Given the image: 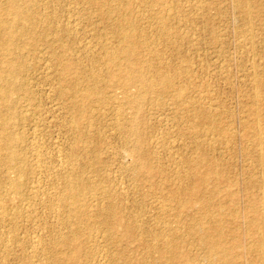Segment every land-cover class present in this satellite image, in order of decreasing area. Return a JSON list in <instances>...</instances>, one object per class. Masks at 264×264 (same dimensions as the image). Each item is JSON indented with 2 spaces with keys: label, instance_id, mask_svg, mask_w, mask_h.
<instances>
[{
  "label": "rangeland",
  "instance_id": "obj_1",
  "mask_svg": "<svg viewBox=\"0 0 264 264\" xmlns=\"http://www.w3.org/2000/svg\"><path fill=\"white\" fill-rule=\"evenodd\" d=\"M0 13V19L5 17L14 24L8 29L13 38L16 36L13 40L18 47L13 48L20 53L13 49L17 55L11 50L13 56L0 46L4 49L0 50V70L8 68L9 62L21 65L15 73L16 83L0 81L1 96L5 93L9 99L3 106L0 103V121H7L6 126L0 122V131L5 135L6 128L7 133L15 134L17 143L11 147L12 151L16 148L13 156L20 157L6 161V140L0 132V201L5 206L0 212V243H4L0 245V264L224 263L215 258L217 255H208L205 247L204 234L210 236L216 228L222 229L224 235L219 241L228 247L225 253L229 256L224 255L229 261L224 264L260 263L264 167L258 164L257 154L264 149V0H0ZM115 22L133 25L127 29L136 37L132 46L136 55L140 52L138 56H144L143 62L140 57H126L129 47L120 38V31L113 28ZM114 47L127 50L118 52L110 62L106 50ZM117 56L122 61L117 62ZM133 62L141 65L131 74L132 79L144 73V86L137 78L126 89L122 84L126 68H122V77L120 72L114 79L108 77L109 71L119 66L128 69ZM68 63L71 70H66ZM68 71L79 79L80 87L72 94L62 89L74 78ZM164 75L174 84L169 92L159 91L161 85L156 83ZM152 81L155 90L147 92L146 82ZM84 82L88 84H81ZM84 88H94L97 93L93 96L99 98L90 100L91 95L75 110L71 103L79 101L78 94L84 93ZM177 89H181L178 95L183 100L176 97ZM128 101H134L132 107ZM251 111L260 117L261 132H255V112ZM218 131L222 135H217ZM257 135H261V143L255 142ZM126 147H132V152ZM17 161H22L21 165ZM204 173L208 178L204 179ZM67 176L71 180L77 177L84 184L78 194L80 200L77 198L87 212L83 220L70 211L69 204L56 200L66 191L63 178ZM38 179L42 182L37 183ZM12 183L20 187L15 190ZM9 196L17 201V209L9 203ZM8 218L14 219L13 224ZM167 241L179 248L180 258L168 259Z\"/></svg>",
  "mask_w": 264,
  "mask_h": 264
},
{
  "label": "bare ground",
  "instance_id": "obj_2",
  "mask_svg": "<svg viewBox=\"0 0 264 264\" xmlns=\"http://www.w3.org/2000/svg\"><path fill=\"white\" fill-rule=\"evenodd\" d=\"M247 2H248V1H247ZM126 3H127V2H126ZM126 3H125V4H126ZM245 3H246V1H245ZM125 6H126V5H125ZM127 6H128V3H127ZM124 8H125V7H124ZM115 10L117 11V9H115ZM2 11H3V10H2ZM4 13H5V12H4ZM115 13H116V12H115ZM0 14H1V13H0ZM1 15H2V14H1ZM6 15H7V14H6ZM4 16H5V15H4ZM24 19H25V18H24ZM22 20H23V19H22ZM115 23H116V22H115ZM23 24H24V23H23ZM10 25H12V22H9V20L6 19L5 17L0 19V46L5 47L6 52H8L9 54H12V52H13V54L16 55V54H17V48H16V47L13 48L14 46H17V43H15L14 40H13V39L16 38V36H15V38H13L12 36H13L14 34H12L11 30H9V29L12 28V26L14 27V24L11 26V28H10ZM25 26H26V25H25ZM29 26H30V25H29ZM130 26L133 27V25H131V24H125L124 22H123V23L118 22V23H116L115 26L113 27V28H117V30L120 31V32H119V34H121V35H120V38L122 37V40L126 43L125 46H127V49H128V47H129V49H128L127 52L125 51L126 48H125V49H121V48H123V47H121V48H117V49L114 47L115 50H111V49H110L111 51H107L108 49H107V50L105 49V50H106V56L109 58V60H112V61H110V62H113V60H114V58L116 57V54H118V52L122 53L123 51L126 52V55H127L126 57H127V58H129V57L132 56V57H135L134 59H138V58L140 57V56H138V54H140V52H138V54L136 55V52H135L136 50L133 48L134 44L136 45V42H137V41L135 42L134 38L136 39V37H133V36H132V32L129 31V30L127 29V28H130ZM21 27H22V26H21ZM8 28H9V29H8ZM18 28H20V27H18ZM23 28H24V27H22V30H21V29H20V30L23 31ZM15 29H16V28H15ZM115 30H116V29H115ZM12 31L16 32L15 30H12ZM17 31H18V34H19L20 31H19V30H17ZM26 31H27V30H26ZM115 32H116V31H115ZM166 32L168 33V31H166ZM166 32H165V33H166ZM21 33H22V32H21ZM165 33H164V36H165ZM29 34H30V32H29ZM117 34H118V33H117ZM117 34H116V36H117ZM168 34H169V33H168ZM11 35H12V36H11ZM26 35H27V34H26ZM33 35H34V34H33ZM169 35H170V34H169ZM18 36H19V35H18ZM34 36H35V35H34ZM167 36H168V35H167ZM170 36H171V35H170ZM2 37H3V38H2ZM25 37H27V36H25ZM118 37H119V36H118ZM160 37H162V36H160ZM145 38H146V37H145ZM165 38H166V37H165ZM170 38H171V37H170ZM16 39H17V38H16ZM20 39H21V38H20ZM139 39H140V38H139ZM139 39H138V42L141 43V42L139 41ZM167 39H168V38H167ZM18 40H19V37H18ZM24 40H25V39H24ZM24 40H23V41H24ZM119 40H120V39H119ZM158 40H159V39H158ZM169 40H170V39H169ZM31 41H33V39H32ZM142 41H143V40H142ZM166 41H167V40H166ZM16 42H17V41H16ZM25 42H26V40H25ZM143 42H144V41H143ZM18 43H19V41H18ZM27 43H28V42H27ZM37 43H38V42H37ZM119 43H120V42H119ZM139 43H137V44H139ZM145 43H146V42H145ZM3 44H4V45L6 44V45H7V48H6V46H3ZM148 44H149V43H148ZM119 45H120V44H119ZM119 45H118V46H119ZM121 45H123V44H121ZM128 45H130V46H128ZM132 45H133V46H132ZM118 46H117V47H118ZM139 46H140V45H139ZM141 46H142V45H141ZM141 46H140V47H141ZM17 47H18V46H17ZM143 47H144V45H143ZM143 47H141V48H143ZM146 47H147V46H146V44H145V48H146ZM21 48H22V47H21ZM135 48H136V47H135ZM13 49H15L16 51L13 50ZM112 49H113V48H112ZM127 49H126V50H127ZM0 50H2V49H0ZM3 50H4V49H3ZM3 50H2V51H3ZM11 50H12V52H11ZM140 50H141V49H140ZM140 50H139V51H140ZM142 50H143V49H142ZM14 51H15L16 54L14 53ZM156 51H157V50H156ZM18 52H19V51H18ZM125 52L123 53V55L125 54ZM152 52H153V51H152ZM152 52H151V53H152ZM141 53H142V52H141ZM2 54H3V52H2ZM5 54H6V53H5ZM5 54H4V55H5ZM13 54H12V55H13ZM18 54L20 55V53H18ZM18 54H17V55H18ZM7 55H8V54H7ZM14 55H13V56H14ZM17 55H16V56H17ZM120 55L122 56V54H120ZM142 55H143V54H142ZM145 55H147V54H145ZM5 56H6V55H5ZM13 56H12V57H13ZM21 56H22V55H21ZM21 56H20V58H21ZM124 56H125V55H124ZM137 56H138V57H137ZM8 57L11 58L10 56H8ZM118 57H119V56H117V62L119 61V60H118ZM136 57H137V58H136ZM146 57H147V56H146ZM1 58H3V57H1ZM13 58H14V57H13ZM56 58H57V57H56ZM103 58H105V57H103ZM108 58H106V60H108ZM140 58H141V57H140ZM142 58H144V56H143ZM142 58L139 59V60L142 61ZM151 58H153V56H152ZM7 59H8V58H7ZM121 59H122V57H121ZM4 60H5V59H4ZM17 60H18V59H17ZM104 60H105V59H104ZM104 60H103V61H104ZM123 60H124V58H123ZM139 60H135V61H139ZM148 60H150V58H149ZM9 61H10V59H9ZM9 61H6V63L9 62ZM120 61H122V60H120ZM120 61H119V62H120ZM127 61H128V60H127ZM133 61H134V60H133ZM141 61H140V62H141ZM1 62H2V61H1ZM15 62H16V61H15ZM15 62H9V63H7V64L9 65L8 68H5V70H3V69L0 70V81H4V80H6V81H10V80H11V82H12V80H13V81L16 83V80H14V79H15V75H16L15 73H17V72L20 70V68H21L20 66H21V65L18 64V65L16 66L17 63H15ZM107 62H108V61H107ZM117 62L114 61L113 64H115V63H117ZM129 62H130V61H129ZM129 62H128V63H129ZM140 62H139V63H140ZM142 62H143V61H142ZM147 62H148V61H147ZM151 62H152V61H151ZM4 63H5V61H4ZM139 63H138V66H139ZM152 63H153V62H152ZM2 64H3V63H2ZM14 64H15V66H14ZM105 64H106V63H105ZM108 64H109V62H108ZM110 64H111V63H110ZM113 64L111 65V67L113 66ZM117 64H118V63H117ZM149 64H151V63H149ZM4 65H5V64H4ZM19 65H20V66H19ZM115 65H116V64H115ZM115 65H114V66H115ZM120 65H121V63H120ZM140 65H141V63H140ZM142 65H144V63H142ZM151 65H153V64H151ZM151 65H150V66H151ZM67 66L69 67V66H72V65H70L69 63L66 65V70H68V69L71 70L70 68H72V67H69V68H68ZM105 66H106V65H105ZM105 66H104V67H105ZM109 66H110V65H109ZM138 66H137V63H134V62H133L132 64H130V65L128 66V69H127V66H124V67H123V66H119V67H118V66H115V68H117V67H118V68H117L116 70L114 69L113 71L111 70L112 68H111V69L109 68V70H111V71L108 72V75H109L108 77H110V79H111V78L114 79V78H115L117 75H119V74H120V76H121V74H122V68H126V69H123V71H124L123 73H126V80L124 79V82H123L122 84H124V87H126V89H127V84H128L129 82H131V80H133L131 74H133V73H137V67H138ZM146 66H147V65H146ZM148 66H149V65H148ZM148 66H147V67H148ZM6 67H7V66H6ZM64 67H65V66H64ZM64 67H63V65H62L61 68H64ZM143 67H144V66H143ZM147 67H146V68H147ZM3 68H4V66H3ZM139 68H140V67H139ZM139 68H138V69H139ZM141 68H142V66H141ZM141 68H140V69H141ZM151 68H152V67H151ZM154 68H155V67H154ZM158 68H159V67H158ZM102 69H103V68H102ZM140 69H139V71H142V70H143V69H142V70H140ZM148 69H149V68H148ZM155 69H157V68H155ZM22 70H23V69H22ZM62 70H63V69H62ZM62 70H61V71H62ZM149 70H153V69H149ZM186 70H187V69H186ZM100 71L103 72V70H100ZM130 71H131L132 73H131ZM68 72H69V71H68ZM70 72H71V74H70V75H71V78L74 77L75 75H77V74H75V72H74L75 75L73 74L74 76H72V71H70ZM70 72H69V73H70ZM119 72H120V73H119ZM129 72H130V73H129ZM149 72H152V71H149ZM153 72H154V71H153ZM159 72H160V71H159ZM159 72H158V73H159ZM176 72H177V71H176ZM255 72H256V71H255ZM60 73H61V72H60ZM62 73H63V72H62ZM100 73H101V72H100ZM103 73H104V72H103ZM118 73H119V74H118ZM147 73H148V71H147ZM156 73H157V72H156ZM158 73H157V75H158ZM160 73H161V72H160ZM179 73H180V72H179ZM179 73H178V74H179ZM185 73H186V72H185ZM18 74H19V73H18ZM23 74H24V73H23ZM66 74H67V73H66ZM94 74H95V73H94ZM138 74H139V75H138L139 77H137V78H140V79H138V81L140 80V82H138V84H139V83H141V82L144 80V76H143L144 73L142 74V73L140 72V73H138ZM64 75H65V74H64ZM64 75H63V76H64ZM95 75H98V73H96ZM100 75H101V74H100ZM100 75H99V77H100ZM122 75H123V74H122ZM124 75H125V74H124ZM153 75H154V74H153ZM155 75H156V74H155ZM159 75H161V74H159ZM167 75H168V74H167ZM77 76H78V75H77ZM93 76H94V75H93ZM120 76H119V77H120ZM161 76H162V75H161ZM168 76H169V75H168ZM168 76H165V75H164L163 77H159V81H160V82L155 78V79L158 81V82H156V83L158 84V86H159V84L161 85V86H160L161 90H159V91L169 92V89L171 90V89L173 88V85H174V84H173V82H171V80H170V78H169ZM113 77H114V78H113ZM119 77H118V78H119ZM121 77H122V76H121ZM146 77H147V74H146ZM146 77H145V78H146ZM179 77H181V76H179ZM74 78H75V77H74ZM74 78L71 79L72 81L70 82V84H69L70 86H69V87H66L65 89L62 88L63 91H65L66 93H67V92H68V93H71V94L76 92V88H78L77 86H79V85H78V82H77L79 79H78V77H76V78H75L76 80H73ZM118 78H117V79H118ZM123 78H124V76H123ZM137 78H135L136 81H137ZM157 78H158V77H157ZM61 79H62V78H61ZM77 79H78V80H77ZM80 79L82 80V78H80ZM95 79H96V78H95ZM107 79H109V78H107ZM121 79H122V78H121ZM121 79H120V81L122 82L123 79H122V80H121ZM179 79H180V78H179ZM65 80H66V82H68L66 78H65ZM68 80H69V79H68ZM135 80H133V81L135 82ZM156 80H154V81H156ZM93 81H94V80H93ZM109 81H110V80H108V82H109ZM118 81H119V80H118ZM154 81H152L153 83H148V82H146L145 88H148V89H147V92H148V91H152V92H154V90H155V89L153 90ZM17 82H18V81H17ZM88 82H89V81H88ZM121 82H120V84H121ZM1 83H2V82H1ZM4 83H5V82H4ZM9 83H10V82H9ZM15 83H14V84H15ZM19 83H20V82H19ZM110 83H112V82H110ZM117 83H118V82H117ZM183 83H184V82H183ZM17 84H18V83H17ZM20 84H21V83H20ZM66 84H67V83H66ZM79 84H80V83H79ZM81 84H86V82L81 83ZM87 84H88V83H87ZM87 84H86V85H87ZM108 84H109V83H108ZM115 84H116V82H115ZM115 84H114V85H115ZM143 84H145L144 81H143V83H142L141 85H143ZM157 84H156V85H157ZM21 85H22V84H21ZM21 85H20V86H21ZM112 85H113V84H112ZM141 85H140V87H141ZM156 85H155V86H156ZM65 86H68V85H65ZM65 86H64V87H65ZM81 86L83 87L84 85H81ZM121 86H122V85H121ZM129 86H130V85H129ZM143 86H144V85H143ZM158 86H157V87H158ZM8 87H9V86H8ZM8 87H7L6 89H8ZM60 87H61V86H60ZM79 87H80V86H79ZM86 87H87V86H86ZM93 87L95 88V86H93ZM109 87H110V85H109ZM140 87H139V88H140ZM174 87H176V86H174ZM4 88H5V85H4ZM4 88H3V86H2V89H4ZM11 88L13 89L14 87L11 86ZM25 88H26V87H25ZM94 88H84V89H86V90L84 91V93H80V92H79L80 94H78V97L76 96L77 98H79V101H77V100L75 101V100H74V102L71 103V104L73 105L72 107H74L75 110H77L78 108L80 109V107L82 106V103H84L85 101L89 100V98L91 97V95L93 96L94 92H96V90H95ZM128 88H129V87H128ZM143 88H144V87H143ZM143 88L141 87V89H143ZM155 88H156V87H155ZM176 88H177V87H176ZM178 88H180V87L178 86ZM17 89H18V88H17ZM17 89H16V90H17ZM96 89H97V88H96ZM122 89H123V86H122ZM122 89H121V90H122ZM126 89H125V91H126ZM158 89H159V87H158ZM8 90H9V89H8ZM8 90H7V91H8ZM18 90H19V89H18ZM18 90H17V91H18ZM77 90H78V89H77ZM79 90H80V89H79ZM97 90H98V89H97ZM172 90H173V89H172ZM23 91H24V90H23ZM61 91H62V90H61ZM61 91H60V92H61ZM122 91H124V90H122ZM142 91H143V90H142ZM142 91H141V92H142ZM145 91H146V90H145ZM156 91H157V90H156ZM180 91H181V89H180V90L177 89V91H175V92L173 91V92L175 93V95H176V94L178 95V93H180ZM4 92H5V91H4ZM8 92L10 93V91H8ZM11 92H12V90H11ZM81 92H82V91H81ZM147 92H145V93H147ZM157 92H158V91H157ZM2 93H3V92H2ZM96 93H97V92H96ZM129 93H130V92H129ZM174 93H173V94H174ZM6 94H8V93L6 92ZM60 94H61V93H60ZM76 94H77V93H76ZM76 94H75V95H76ZM123 94H124V93H123ZM137 94H140V95H141V93H139V91H138ZM137 94H136V95H137ZM148 94H149V93H148ZM170 94H171V91H170ZM181 94H182V93H181ZM255 94H256V93H255ZM75 95H74V96H75ZM98 95H99V94H98ZM100 95H101V94H100ZM128 95H129V94H127V95H125V96L127 97ZM131 95H134V94H131ZM131 95H130V96H131ZM140 95H138L137 97L139 98ZM155 95H156V94H155ZM177 95H176V97H177ZM182 95H183V94H182ZM256 95H258V94H256ZM7 96H8V95L5 96V93L2 94V96H1V94H0V100H1L0 103H2V106H3V104H5L6 101L8 102V100H9V99L7 100ZM28 96H29V95H28ZM72 96H73V95H72ZM74 96H73V97H74ZM157 96H158V95H157ZM171 96H172V95H171ZM178 96H179V95H178ZM73 97H72V98H73ZM93 97H94V98H93ZM93 97H92L90 100L94 99V100L96 101V99H97L98 96H97V97L93 96ZM100 97H101V96H100ZM133 97H135V96H133ZM153 97H154V96H153ZM95 98H96V99H95ZM98 98H99V97H98ZM128 98H129V97H128ZM128 98H127V99H128ZM171 98H173V97H171ZM179 98H180V96H179ZM181 98H182V97H181ZM181 98H180V99H181ZM183 98H184V97H183ZM183 98H182V100H183ZM73 99H74V98H73ZM130 99H132V97H130ZM134 99H136V97H135ZM180 99H178V100L180 101ZM185 99H186V98H185ZM185 99H184V100H185ZM206 99H207V97H206ZM257 99H258V98H257ZM102 100H103V98H102L101 100L99 99V102H101ZM10 101H11V100H10ZM126 101H127V100H126ZM134 101H136V100H134ZM134 101H133V102H134ZM175 101H177V100H175ZM175 101H174V102H175ZM97 102H98V101H97ZM104 102H106V101H104ZM123 102H124V101H123ZM128 102H129V101H128ZM133 102H131V103L133 104ZM180 102H181V101H180ZM198 102H199V101H198ZM88 103H89V101H88ZM178 103H179V102H178ZM182 103H183V102H182ZM200 103H201V102H200ZM207 103H208V102H207ZM209 103H210V102H209ZM255 103H256V102H255ZM6 104H7V103H6ZM8 104H9V103H8ZM129 104H130V102H129ZM132 104H130V106H131ZM203 104H204V103H203ZM28 105H29V104H28ZM84 105H85V103H84ZM87 105H88V104H87ZM200 105H202V104H200ZM207 105H208V104H207ZM207 105H206V107H207ZM2 106H1V109H2ZM9 106H10V105H9ZM135 106H137V105L135 104ZM135 106H134V107H135ZM34 107H35V106H34ZM82 107H83V106H82ZM131 107H132V106H131ZM204 107H205V105L203 106V108H204ZM208 107H210V106H208ZM255 107H256V106H255ZM4 108H6L5 105H4ZM74 108H73V109H74ZM203 108H202V109H203ZM1 109H0V113H1ZM33 109H34V108H33ZM3 110H4V109H3ZM3 110H2V111H3ZM11 110H12V109H11ZM136 110H137V109H136ZM204 110H205V109H204ZM4 111H5V110H4ZM206 111H207V110H206ZM117 112H118V110H117ZM253 112H255V113H254V116H255L254 121H256V123H255V122H253V123H255V125H256V128H255V132H256V131H259L260 128H261L262 126H260V124H259V123H260V120H258L260 117L256 114V111H251L252 114H253ZM9 113H10V112H9ZM119 113H121V112H119ZM4 114H5V113H4ZM4 114H1V115L5 116ZM121 114H122V113H121ZM121 114H120V115H121ZM207 114H208V112H207ZM258 114H259V113H258ZM211 116H212V114H211ZM214 116H215V115H214ZM214 116H213V117H214ZM250 116H252V115H250ZM204 117H205V116H204ZM258 117H259V118H258ZM0 118H1V117H0ZM116 118H117V117H116ZM205 118H206V117H205ZM210 118H211V117H210ZM9 120H10V119H9ZM34 120H35V119H34ZM251 121H252V120H251ZM0 122L4 123L5 126H6L7 121H6L5 118H3L2 121H0ZM128 122H129V121H128ZM128 122L126 123L127 125H128ZM133 122H134V121H133ZM193 122H194V121H193ZM8 123H9V122H8ZM76 123H78V122H76ZM119 123H120V122H119ZM211 123H212V122H211ZM253 123H252V124H253ZM11 124H12V123H11ZM37 124H38V123H37ZM117 124H118V123H117ZM131 124H132V122H131ZM131 124H130V125H131ZM133 124H135V123H133ZM252 124H251V125H252ZM115 125H116V124H115ZM127 125H126V126H127ZM0 126H2V124H0ZM5 126H3V127H5ZM126 126H125V127H126ZM134 126H135V125H134ZM134 126L131 125V127H134ZM214 126H215V125H214ZM252 126H253V125H252ZM3 127H2V128H3ZM8 127H9V125H8ZM8 127H7V128H8ZM119 127H121V126H119ZM128 127H129V126H128ZM122 128H124V127H122ZM129 128H130V127H129ZM129 128H128V129H129ZM139 128H140V127H139ZM0 129H1V128H0ZM3 129H4V128H3ZM5 129H6V128H5ZM5 129H4V133H5V135L2 133V130H1L0 132L4 135V136H2V137H4V139L7 141V142L5 141L6 145H5V144L3 145V144L1 143L3 146H5L4 148L7 149L8 154L5 152V153L7 154V156H5V159H6V161H7L8 158H9V160H10V157H13V158L15 157V156H13V155H15V154H13V153H14V151H15L16 148L14 149V151H12L13 148L11 147V146H12L11 144H13L14 141H15V143H17V142H16L17 138L14 136L15 134H14V135H11L10 133H7V132L5 131ZM8 129H9V128H8ZM117 129H118V127H117ZM120 129H121V128H120ZM124 129H125V128H124ZM128 129L126 128V130H128ZM134 129H135V128H134ZM136 129H137V128H136ZM216 129H217V128H216ZM218 129H219V128H218ZM222 129H223V128H222ZM252 129H253V128H252ZM122 130H123V129H122ZM219 130H220V129H219ZM224 130H226V129H223V132H224ZM9 131H10V130H9ZM9 131H8V132H9ZM124 131H125V130H124ZM130 131H133V130H130ZM134 131H135V130H134ZM210 131H211V130H210ZM221 131H222V130H221ZM221 131H220V132H221ZM252 131H253V130H252ZM128 132H129V131H128ZM138 132H139V130H138ZM138 132H137V133H134V135H137ZM214 132L217 133L216 130H215ZM259 132H261V131H259ZM14 133H15V132H14ZM132 133H133V132H132ZM218 133H219V131H218ZM253 133H254V131H253ZM2 134H1V135H2ZM254 134H256V133H254ZM18 135H19V134H18ZM217 135H222V133H221V134L219 133V134H217ZM19 136H20V135H19ZM129 136H130V135H129ZM139 136H140V135H139ZM2 137H1V138H2ZM17 137H18V136H17ZM135 137H136V136H135ZM137 137H138V136H137ZM220 137H221V136H220ZM222 137H223V136H222ZM222 137H221V138H222ZM20 138H22V137H20ZM32 138H33V137H32ZM34 138H35V137H34ZM36 138H37V137H36ZM226 138H227V137H225L224 139H226ZM4 139H2V141H3ZM134 139H135V138H134ZM30 140H31V139H30ZM254 140H255V142H259V143H261V142H262L261 135H257L256 138H255ZM21 141H22V140H21ZM35 141H36V140H35ZM0 142H1V141H0ZM33 142H34V141H33ZM38 142H39V141H38ZM28 143L30 144L31 142H28ZM28 143H27V144H28ZM35 143H36V142H35ZM22 144H23V143H22ZM29 144H28V145H29ZM36 144H38V143H36ZM36 144H35V145H36ZM13 145H14V144H13ZM31 145H32V144H31ZM256 145H257V144H256ZM260 145H261V144H260ZM3 146H1V147L3 148ZM6 146H8V148H7ZM24 146H25V145H24ZM26 146H27V145H26ZM32 146H33V145H32ZM39 146H40V145H39ZM126 146H127V145H126ZM1 147H0V148H1ZM30 147H31V146H30ZM36 147L39 148L38 146H36ZM128 147H129V146H128ZM128 147H126V149L128 150V152H132V150H131L132 147L129 148L131 151H129ZM261 147H262V146H261ZM25 148H26V147H25ZM37 148H36V149H37ZM40 148H41V147H40ZM259 148H260V147H259ZM5 149H4V150H5ZM20 149H21V148H20ZM32 149H33V148H32ZM0 150H1V149H0ZM33 150H34V149H33ZM33 150H31V151L33 152ZM37 150H38V149H37ZM37 150H36V151H37ZM69 150H70V149H69ZM2 151H3V149H2ZM5 151H6V150H5ZM34 151H35V150H34ZM145 152H146V151H145ZM0 153H1V152H0ZM5 153H4V155H5ZM257 153H258V152H257ZM2 154H3V153H2ZM2 154H0V155H2ZM20 154H21V153H20ZM35 154H36V153H35ZM37 154H38V152H37ZM127 154H128V153H127ZM10 155H12V156H10ZM17 155L19 156V153H18ZM129 155H130V154H129ZM257 155H258V157H257V162H258V164H259L260 166H262L261 169H263V167H264V149H260V151H259V153H258ZM25 156H26V155H25ZM33 156H34V155H33ZM145 156H147V155L145 154ZM1 157H4V156H1ZM16 157H17V156H16ZM16 157H15L14 159H16ZM40 157H41V156H40ZM40 157H39V158H40ZM133 157H134V155H133ZM133 157H132V158H133ZM13 158H11V159L13 160ZM17 158L19 159L20 157H17ZM134 158H135V157H134ZM144 158H145V157H144ZM70 159H71V158H70ZM147 159H148V158H147ZM39 160H40V159H39ZM192 160H194V159H192ZM24 161H25V160H24ZM196 161H197V159H196ZM1 162H2V161H1ZM3 162L5 163V160H4V159H3ZM3 162H2V164H3ZM8 162L11 163V161H8ZM13 162H15V161L13 160L12 163H13ZM17 162H19L18 164H20V162L22 163V161H17ZM37 162H38V161H37ZM41 162H42V160H41ZM66 162H67V161H66ZM73 162H74V161H73ZM192 162H193V161H192ZM192 162H191V163H192ZM198 162H199V161H198ZM23 163H24V162H23ZM30 163H31V162H30ZM33 163H34V161H33ZM35 163H36V161H35ZM38 163H40V162H38ZM2 164H1V165H2ZM8 164H9V163H8ZM28 164H29V163H28ZM36 164H37V163H36ZM192 164H193V163H192ZM196 164H197V163H196ZM3 165H4V164H3ZM6 165H7V164H6ZM6 165H5V168H6ZM13 165H14V164H13ZM15 165H17V164H15ZM20 165H21V164H20ZM25 165H27V164H25ZM25 165H23V166L25 167ZM141 165H142V164H141ZM9 166H10V164H9ZM23 166H22V167H23ZM36 166H37V165H36ZM193 166H194V165H193ZM13 167H14V166H13ZM31 167H32V166H31ZM34 167H35V166H34ZM40 167H41V166H40ZM40 167H37V168H40ZM147 167H148V166H147ZM212 167L215 168L213 165H212ZM7 168H9V167L7 166ZM18 168H20V167H18ZM18 168L16 169V167H15V170H18ZM208 168H209V167H208ZM208 168H207V169H208ZM210 168H211V167H210ZM213 168H212V169H213ZM28 169H29V168H28ZM146 169H147V168H146ZM212 169H211V173L213 172ZM20 170H21V169H20ZM23 170H24V168H23ZM209 170H210V169H209ZM21 171H22V170H21ZM28 171H29V170H28ZM34 171H35V170H34ZM206 171H208V170H206ZM206 171H205V173H207ZM214 171H215V170H214ZM53 172H54V171H53ZM82 172H83V171H82ZM22 173H23V172H22ZM25 173H26V172H25ZM46 173H47V172H46ZM72 173H73V172H72ZM205 173H204V179H205V178H208V177H205ZM209 173H210V172H209ZM48 174H49V173H48ZM215 174H216V173H215ZM215 174H214V175H215ZM218 174H219V173H218ZM18 175H19V174H18ZM18 175H17V176H18ZM49 175H50V174H49ZM65 175H66V174H65ZM206 175H209V174H206ZM214 175L212 174L211 177L214 178V177L217 176V175H216V176H214ZM261 175H262V174H261ZM191 176H192V175H191ZM200 176H202V174H201ZM3 177H4V176H3ZM38 177H39V176H38ZM73 177H74V176H73ZM78 177H79V176H78ZM218 177H219V175H218ZM10 179H12V178H10ZM10 179L8 178V180H10ZM24 179H25V178H24ZM63 179H64V181H65L64 183L66 184V187L64 186V187H65L64 190H66V191H65V192L63 191V193H62L61 195L59 194V196L56 197V200H57V202L61 203V205H66V204L68 205V204H69L68 207L71 208L70 211L72 210V212H74V213L76 214V216L78 215L77 217H79V218H80V216H81L80 219L83 220V216H85V213H87V212H86V211L83 212V209H84V208L82 209V206H81L79 203H77V202H78V201H77V198H78V194H79L80 192L83 191L82 189H84V187H83L82 185H84V184H83V183L81 184V182H80L81 179H78L77 177H76V178H73V179L71 180V178L67 176V177H64ZM199 179H201V178H199ZM204 179H203V181H205ZM209 179H210V178H209ZM219 179H220V178H219ZM13 180H14V178H13ZM13 180H12V181H13ZM32 180H33V179H32ZM201 180H202V179H201ZM215 180H217V179H215ZM3 181H5V179L2 180V183H3ZM16 181H17V180H16ZM35 181H36V180H35ZM38 181L40 182L41 180L38 179V180H37V183H38ZM199 181H200V180H199ZM203 181H202V182H203ZM0 182H1V181H0ZM9 182H10V181H9ZM13 182H15V181H13ZM21 182H23V181H21ZM32 182H33V181H32ZM41 182H42V181H41ZM181 182H182V181H181ZM200 182H201V181H200ZM19 183H20V182H19ZM19 183H16V184H13V183H12V184H13V187H14L15 190H16L17 188L20 187V184H19ZM88 183H89V182H88ZM262 183H263V182H262ZM262 183H261V184H262ZM9 184H10V183H9ZM9 184H8V185H9ZM34 184H36V183L34 182ZM65 184H64V185H65ZM38 185H39V184H37V186H38ZM40 185H41V184H40ZM199 185H200V184H199ZM263 185H264V183H263ZM0 186H1V185H0ZM30 186H32V185H30ZM37 186H36V187H37ZM44 186H45V185H44ZM9 187H10V185H9ZM23 187H24V186H23ZM33 187H34V186H33ZM42 187H43V184H42ZM86 187H87V186H86ZM89 187H90V186H89ZM203 187H204V186H203ZM262 187H264V186H262ZM21 188H22V187H21ZM34 188H35V187H34ZM38 188L40 189V187H37L36 189H38ZM45 188H46V187H45ZM93 188H94V187H93ZM200 188H201V187H200ZM215 188H216V187H215ZM31 189H33V188H31ZM42 189H43V188H42ZM42 189L39 190V192L41 191L42 194H44V193H43V190H44V189H43V190H42ZM89 189H90V188H89ZM190 189H191V188H190ZM2 190H3V189H2ZM23 190H25V189H23ZM33 190H35V189H33ZM197 190H198V189H197ZM91 191H92V190H91ZM93 191H94V190H93ZM213 191H214V190H213ZM262 191H263V193H264V188H263ZM262 191H261V192H262ZM5 192H6V191H5ZM13 192H14V191H13ZM16 192H17V191H16ZM35 192H36V191H35ZM35 192H34V193H35ZM41 192H40V193H41ZM45 192H46V190H45ZM89 192H90V191H89ZM193 192L195 193V191H193ZM197 192H198V191H197ZM215 192H216V191H215ZM7 193H11V192H7ZM34 193L32 194V196H33V195H36V194H34ZM36 193H37V192H36ZM59 193H61V192H59ZM92 193H93V192H92ZM209 193H210V192H209ZM11 194H12V193H11ZM16 194H17V193H16ZM27 194H28V193H27ZM37 194H38V193H37ZM189 194H190V193H189ZM215 194H216V193H215ZM215 194H214V195H215ZM5 195H6V193H5ZM7 195H8V194H7ZM12 195H13V194H12ZM80 195H81V193H80ZM193 195H194V194H193ZM199 195H200V194H199ZM199 195H198V196H199ZM13 196H16V195H13ZM50 196H51V195H50ZM261 196H262V195H261ZM79 197H80V196H79ZM196 197H197V196H196ZM214 197H216V195H215ZM263 197H264V194H263ZM5 198H6V196H5ZM46 198H47V197H46ZM197 198H198V197H197ZM202 198H203V197H202ZM208 198H209V196H208ZM211 198H212V197H211ZM0 199H2V198L0 197ZM78 199H79V198H78ZM186 199H187V198H186ZM215 199H216V198H215ZM261 199H262V198H261ZM47 200H48V199H47ZM49 200H50V199H49ZM79 200H80V199H79ZM188 200H190V199H188ZM188 200H187V201H188ZM257 200H258V199H257ZM1 201H2V200H1ZM1 201H0V212H1L3 209H5V206H4V208H3V203H1ZM8 201H9V203L12 204L13 209H14V208L17 209V207H16V206H17V201H16L13 197H10V196H9V200H8ZM37 201H38V200H37ZM208 201H209V200H208ZM208 201H207V202H208ZM211 201H212V200H211ZM214 201H215V200H214ZM263 201H264V200H263ZM54 202H55V201H54ZM212 202H213V201H212ZM252 202H253V201H252ZM258 202H259V201H258ZM52 203H53V202H52ZM53 204H54V203H53ZM83 204H84V203H83ZM256 204H257V203H256ZM263 204H264V203H263ZM45 205H46V204H45ZM51 205H52V204H51ZM55 205L58 206V204H55ZM55 205H52V206H55ZM252 205H255V204H252ZM22 206H23V205H22ZM48 206H49V205H48ZM84 206H85V205H84ZM10 207H11V206H10ZM60 207H61V206H60ZM66 207H67V206H66ZM51 208H52V207H51ZM63 208H65V207H63ZM100 208H101V207H100ZM253 208H254V207H253ZM254 209H255V208H254ZM20 210H21V209H20ZM22 210H23V209H22ZM25 210H26V209H25ZM49 210H50V209H49ZM231 210H232V209H231ZM5 211H6V210H5ZM15 211H16V210H15ZM53 211H54V210H53ZM53 211H52V212H53ZM60 211H61V210H60ZM60 211H59V212H60ZM64 211H65V210H64ZM6 212H7V211H6ZM18 212H19V211H18ZM107 212H108V211H107ZM3 213H4V212H3ZM22 213H23V212H22ZM74 213H73V214H74ZM92 213H93V212H92ZM109 213H110V212H109ZM25 214H26V213H25ZM29 214H30V213H29ZM57 214H58V213H57ZM89 214H90V213H89ZM106 214H107V213H106ZM1 215H2V214H1ZM3 215H6V214H3ZM3 215H2V216H3ZM15 215L17 216V213L14 214V215H12V216H14V217H12V218H15ZM18 215H19V214H18ZM30 215H31V214H30ZM68 215H69V214H68ZM108 215H109V214H107V216H108ZM260 215H262V213H260ZM34 216H35V215H34ZM59 216H60V215H59ZM73 216H74V215H73ZM10 217H11V216H10ZM20 217H21V216H20ZM68 217H70V216H68ZM108 217H111V216H108ZM212 217H213V216H212ZM262 217H264V216L262 215ZM1 218H2V217H1ZM1 218H0V219H1ZM29 218H30V217H29ZM3 219H4V218H3ZM3 219H2V220H3ZM84 219H85V218H84ZM104 219H105V216H104ZM262 219H263V218H262ZM5 220H6V219H5ZM9 220H10V219L8 218V222H9ZM13 220H14V219H13ZM13 220H10V222L13 221ZM61 220H62V219H61ZM67 220H71V219L69 218V219H67ZM67 220H65V221L67 222ZM107 220L109 221V218H108ZM107 220H106V221H107ZM263 220H264V219H263ZM0 221H1V220H0ZM65 221H64V222H65ZM74 221H75V219H74ZM74 221H73V222H74ZM77 221H78V220H77ZM80 221H81V220H80ZM86 221H87V219H86ZM88 221H89V220H88ZM13 222H14V221H13ZM71 222H72V221H71ZM71 222H69V223H71ZM11 223H12V222H11ZM69 223L67 224L68 226H69ZM12 224H13V223H12ZM14 224H15V223H14ZM78 224H80V222H78ZM163 224H164V223H163ZM65 225H66V224H65ZM65 225H64V226H65ZM73 225H75V224H73ZM68 226H67V227H68ZM77 226H78V225H77ZM77 226H76V227H77ZM200 226H202V225H200ZM200 226H199V228H200ZM12 227H13V225H12ZM65 227H66V226H65ZM69 227H70V226H69ZM69 227H68V228H69ZM208 228H209V227H208ZM74 229H76V228L74 227ZM80 229H81V228H79V230H80ZM206 229H207V228H206ZM260 229H263V227H261ZM18 230H19V229H18ZM67 230H69V229H67ZM72 230H73V229H72ZM76 230H77V229H76ZM200 230L202 231V230H204V229H199V231H200ZM12 231H13V230H12ZM93 231H94V230H93ZM201 231H200V232H201ZM208 231H209V230H208ZM261 231H262V230H261ZM263 231H264V230H263ZM69 232H72V231L70 230ZM69 232H68V233H69ZM212 232H214L215 235H214V233H212V235H210V236H205V234H204V240H205V242L207 241V243L204 242V243L207 245V246H205V247H208V250H209V252H210L208 255H210V254H211V255L213 254V256H214V255H217L218 257H215V258H217V259H218V258L221 259L224 263H225V262H228L229 260H228V258H227L226 256H229V255L225 253V252H226L225 250L228 248V247H227V248L225 247L227 244L225 243L226 245L223 246L222 243L220 242V241H222V240H220V237L223 238L222 235H224V234L222 233V232H223L222 229H221V228H216V229H214V231H212ZM11 233H12V232H11ZM13 233H15V231H14ZM13 233H12V234H13ZM76 233H77V231H76ZM80 233H81V232H80ZM80 233H79V234H80ZM202 233H203V232H202ZM205 233H206V232H205ZM208 233H211V230H210V232H208ZM263 233H264V232H263ZM65 234H66V233H65ZM14 235H15V234H14ZM61 235H62V234H61ZM72 235H73V234H71V236H72ZM213 235H214V236H213ZM3 236H4V235H3ZM11 236H12V235H10V238H11ZM63 236H64V235H63ZM13 237H14V236H13ZM13 237H12V238H13ZM15 238H16V237H15ZM55 238H56V237H55ZM57 238H58V237H57ZM69 238H70V237H69ZM74 238H75V236H74ZM33 239H34V238H33ZM70 239H71V238H70ZM201 239H202V238H201ZM29 240H30V239H29ZM29 240H28V241H29ZM31 240H32V238H31ZM35 240H36V239H34V241H35ZM38 240H39V238H38ZM57 240L59 241V239H57ZM219 240H220V241H219ZM8 241H9V240H8ZM10 241L12 242V240H10ZM32 241H33V240H32ZM41 241H42V240H41ZM60 241H61V239H60ZM62 241H63V240H62ZM62 241H61V242H62ZM15 242H16V241H15ZM29 242H30V241H29ZM38 242H39V241H38ZM49 242H50V241H49ZM49 242H48V243H49ZM167 242H168V241H167ZM169 242H170V240H169ZM169 242H168V243H169ZM1 243H2V242H1ZM1 243H0V245H1ZM5 243H6V242H5ZM262 243H263V242H262ZM2 244H4V243H2ZM36 244H37V243H36ZM36 244H33V245H36ZM38 244L40 245L41 243H38ZM55 244H56V243H55ZM55 244H54V245H55ZM64 244L66 245L67 243L64 242ZM64 244L62 243L63 246H65ZM74 244H76V243H74ZM78 244H79V243H78ZM177 244H178V243H176V245H177ZM223 244H224V243H223ZM232 244H233V243H232ZM26 245H27V244H26ZM54 245H53V246H54ZM62 245L60 244V247H61ZM67 245H68V244H67ZM79 245H80V244H79ZM79 245H78V246H79ZM256 245H257V244H256ZM259 245H263V244H261V243L259 244V243H258V246H259ZM3 246H4V245H2V247H3ZM9 246H10V245H9ZM9 246H8V247H9ZM36 246L38 247V245H36ZM165 246H166V245H165ZM4 247H5V246H4ZM8 247H6L7 249L5 248L6 251L8 250ZM29 247H30V244H29ZM31 247H33V246H31ZM34 247H35V246H34ZM37 247H36V248H37ZM49 247H50V245L48 246V248H49ZM58 247H59V244H58ZM60 247H59V248H60ZM75 247H77V245H75ZM176 247H177V246H176ZM263 247H264V245H263ZM263 247H262V248H263ZM38 248H39V247H38ZM44 248H45V247H44ZM50 248H53V247H50ZM79 248H80V247H79ZM166 248H167V249H166L167 254H170V255H171L170 257H168V255H165V254H164L166 257H168V259L170 258V260H172L171 257L174 258V257H177V256L179 255V253H177V251H176V250H178L179 248L176 249L175 246H174V243H171V244L169 243V245H167ZM225 248H226V249H225ZM262 248H259V250L257 249V250L259 251V253H260V259H259V256L257 257V259H259L260 263H264V249H262ZM10 249H11V248H10ZM40 249H41V247H40ZM46 249H47V248H46ZM69 249H70V248H69ZM73 249H74V248H73ZM206 249H207V248H206ZM254 249H255V248H254ZM1 250L3 251L2 248H1ZM36 250H37V249H36ZM36 250H35V251H36ZM43 250H44V249H43ZM51 250H52V249H51ZM63 250H64V248H63ZM63 250H62V251H63ZM74 250H75V249H74ZM74 250H73V251H74ZM164 250H165V249H164ZM255 250H256V249H255ZM255 250H254V251H255ZM39 251H40V250H39ZM48 251H50V250H48ZM48 251H47V252H48ZM258 251H255V252L257 253ZM36 252H37V251H36ZM51 252H53V251H50V253H51ZM60 252H61V251H60ZM60 252L58 251L57 253H60ZM64 252H65V251H64ZM69 252H70V251H69ZM75 252H76V251H75ZM227 252H228V251H227ZM7 253H8V252H7ZM34 253H35V252H34ZM50 253H49V256H50ZM62 253H63V252H62ZM67 253H68V252H67ZM162 253H163V252H162ZM224 253H225L226 256L224 255ZM5 254H6V252H5ZM35 254H36V253H35ZM69 254H70V253H69ZM44 255H45V254H44ZM59 255H60V254H59ZM63 255H65V254H63ZM75 255H76V254H75ZM106 255H107V254H106ZM164 255H163V256H164ZM52 256L54 257V255H52ZM66 256H67V255H66ZM68 256H69V255H68ZM68 256H67V257H68ZM72 256H73V255H72ZM163 256H162V257H163ZM180 256H181V255H180ZM32 257H33V256H32ZM35 257H36V255H35ZM45 257H46V256H45ZM45 257H44V258H45ZM55 257H57V256H55ZM58 257H59V256H58ZM58 257H57V258H58ZM60 257H61V256H60ZM75 257H76V256H75ZM178 257H179V256H178ZM178 257H177V258H178ZM26 258H27V257H26ZM30 258H31V257H30ZM41 258H42V257H41ZM46 258H47V257H46ZM48 258H49V257H48ZM62 258H64V257H61V260H63ZM70 258H72V257H70ZM77 258H78V257H77ZM98 258H99V257H98ZM164 258H165V257H164ZM177 258H175V260H177ZM179 258H180V257H179ZM215 258H214V259H215ZM226 258H227V260H226ZM38 259H39V258H38ZM53 259H54V258H53ZM55 259H56V258H55ZM58 259H59V258H58ZM67 259H68V258H67ZM165 259H166V258H165ZM217 259H215V260L218 262ZM31 260H33V259H31ZM40 260H41V259H40ZM42 260H43V259H42ZM45 260H46V259H45ZM45 260H44V261H45ZM56 260H57V259H56ZM74 260H77V259H74ZM175 260H174V261H175ZM179 260L181 261V259H179ZM28 261H30V260H28ZM36 261H38V260L36 259ZM47 261H48V260H47ZM53 261H54V260H52V262H53ZM71 261H72V260H71ZM71 261H70V259H69V262H71ZM79 261H80V260H79ZM177 261H178V260H177ZM177 261H176V262H177ZM182 261H183V260H182ZM33 262H34V261H33ZM49 262H50V261H49ZM171 262H172V261H171ZM217 262H216V263H217ZM220 262H221V261H220ZM220 262H218V264H219ZM34 263H35V264H38L37 262H34ZM41 263H42V262H41ZM55 263H57V261H56ZM58 263H59V262H58ZM73 263L75 264V262H73ZM181 263H183V262H181ZM211 263H212V262H211ZM214 263H215V262H214ZM224 263H220V264H224ZM260 263H259V264H260ZM32 264H33V263H32ZM43 264H44V262H43ZM45 264H46V263H45ZM47 264H49V263H47ZM71 264H72V263H71ZM162 264H163V263H162ZM226 264H227V263H226Z\"/></svg>",
  "mask_w": 264,
  "mask_h": 264
}]
</instances>
